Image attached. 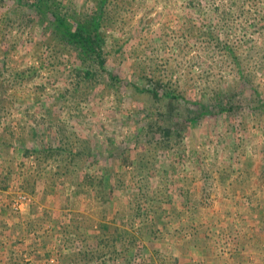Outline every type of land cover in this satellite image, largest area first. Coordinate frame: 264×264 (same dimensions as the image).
Returning <instances> with one entry per match:
<instances>
[{
  "label": "rangeland",
  "instance_id": "374dc122",
  "mask_svg": "<svg viewBox=\"0 0 264 264\" xmlns=\"http://www.w3.org/2000/svg\"><path fill=\"white\" fill-rule=\"evenodd\" d=\"M17 2L0 0V264H264V0H109L104 68Z\"/></svg>",
  "mask_w": 264,
  "mask_h": 264
},
{
  "label": "trees",
  "instance_id": "16d2710c",
  "mask_svg": "<svg viewBox=\"0 0 264 264\" xmlns=\"http://www.w3.org/2000/svg\"><path fill=\"white\" fill-rule=\"evenodd\" d=\"M29 2H32L38 16L37 26L42 29L49 45L76 53L85 67L99 64L104 68L106 45L102 31L109 0H96L95 10L87 14H79L75 10L71 12L61 0H19L17 3L22 7ZM32 21L34 19L30 18ZM88 74L91 76L90 71ZM152 95L158 96V93L154 91ZM39 154V158L45 157V152Z\"/></svg>",
  "mask_w": 264,
  "mask_h": 264
}]
</instances>
